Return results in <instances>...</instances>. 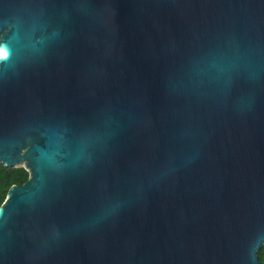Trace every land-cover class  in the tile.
<instances>
[{
	"label": "water",
	"instance_id": "1",
	"mask_svg": "<svg viewBox=\"0 0 264 264\" xmlns=\"http://www.w3.org/2000/svg\"><path fill=\"white\" fill-rule=\"evenodd\" d=\"M0 44V264H264V0H0Z\"/></svg>",
	"mask_w": 264,
	"mask_h": 264
},
{
	"label": "trees",
	"instance_id": "2",
	"mask_svg": "<svg viewBox=\"0 0 264 264\" xmlns=\"http://www.w3.org/2000/svg\"><path fill=\"white\" fill-rule=\"evenodd\" d=\"M29 178V171L24 166L10 167L0 163V205L4 202L12 185H22ZM260 259L264 260V247L257 252Z\"/></svg>",
	"mask_w": 264,
	"mask_h": 264
},
{
	"label": "bare ground",
	"instance_id": "3",
	"mask_svg": "<svg viewBox=\"0 0 264 264\" xmlns=\"http://www.w3.org/2000/svg\"><path fill=\"white\" fill-rule=\"evenodd\" d=\"M0 48H3V51H4V56L0 57V59H1V58L6 56L7 50H6L5 46H4V44H0Z\"/></svg>",
	"mask_w": 264,
	"mask_h": 264
},
{
	"label": "snow or ice",
	"instance_id": "4",
	"mask_svg": "<svg viewBox=\"0 0 264 264\" xmlns=\"http://www.w3.org/2000/svg\"><path fill=\"white\" fill-rule=\"evenodd\" d=\"M4 56L3 48H0V57Z\"/></svg>",
	"mask_w": 264,
	"mask_h": 264
},
{
	"label": "rangeland",
	"instance_id": "5",
	"mask_svg": "<svg viewBox=\"0 0 264 264\" xmlns=\"http://www.w3.org/2000/svg\"><path fill=\"white\" fill-rule=\"evenodd\" d=\"M24 161H25V160H22V161H21V164H22V165H24V164H23V163H24ZM262 247H264V245H262Z\"/></svg>",
	"mask_w": 264,
	"mask_h": 264
},
{
	"label": "flooded vegetation",
	"instance_id": "6",
	"mask_svg": "<svg viewBox=\"0 0 264 264\" xmlns=\"http://www.w3.org/2000/svg\"><path fill=\"white\" fill-rule=\"evenodd\" d=\"M261 247H262V246H261ZM261 247H260V248H261ZM258 258H259V257H258ZM259 260H261V261H262V259H260V258H259Z\"/></svg>",
	"mask_w": 264,
	"mask_h": 264
}]
</instances>
